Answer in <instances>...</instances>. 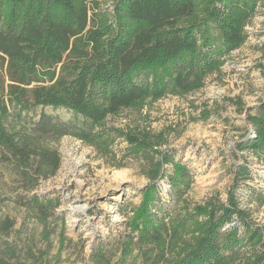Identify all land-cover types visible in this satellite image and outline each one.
Segmentation results:
<instances>
[{"label": "trees", "instance_id": "obj_1", "mask_svg": "<svg viewBox=\"0 0 264 264\" xmlns=\"http://www.w3.org/2000/svg\"><path fill=\"white\" fill-rule=\"evenodd\" d=\"M263 2L0 0V71L8 81L0 79V161L33 187L58 170L61 157L52 144L62 136L71 135L102 156L122 139L125 155L148 163L149 181L128 227L136 233L130 244L152 264H264V224L240 203L245 190L249 201L264 204V189L246 183L252 178L250 161H264V96L247 115L250 135L237 143L251 159L235 166L225 201L190 206L183 198L186 168L155 150L159 135L111 122L167 94L200 89L245 42V26ZM35 106L62 107L79 119L64 121L42 111L29 127L9 126L10 116L20 118ZM171 162V172L164 174L162 166ZM164 175L176 200L172 209L160 195L157 181ZM24 205L48 241L53 231L48 217L57 198L33 193ZM13 225L8 216L0 218V264L17 262L18 247L6 239ZM103 257L92 252V264H104Z\"/></svg>", "mask_w": 264, "mask_h": 264}, {"label": "rangeland", "instance_id": "obj_2", "mask_svg": "<svg viewBox=\"0 0 264 264\" xmlns=\"http://www.w3.org/2000/svg\"><path fill=\"white\" fill-rule=\"evenodd\" d=\"M245 30V42L206 76L200 89L183 96L167 94L139 112L125 110L111 121L159 135L155 150L186 168L188 186L183 198L190 206L208 199L225 201L235 166L251 159L237 143L250 135L247 115L256 111L264 96V2ZM0 79L8 82L3 70ZM42 111L64 121L79 119L62 107L35 106L22 111L20 118L10 116L8 124L29 127ZM52 146L60 154V166L33 187L22 181L11 164L0 161V218L8 216L14 222L6 237L18 247L14 264H92L94 251L102 252L104 264H152L130 244L136 233L130 234L128 227L131 209L149 181L146 159L125 155L122 139L115 141L108 156L71 135ZM172 162L162 166L164 174L171 172ZM249 164L252 178L246 183L264 189V161L253 159ZM157 182L162 199L174 208L176 200L169 196L166 176ZM33 193L58 200L48 217L53 228L48 241L41 238V224L24 205ZM242 194L241 205L251 208L254 219L264 224V204L249 201L245 190Z\"/></svg>", "mask_w": 264, "mask_h": 264}]
</instances>
